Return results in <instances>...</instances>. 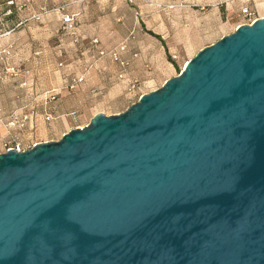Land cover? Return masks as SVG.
Here are the masks:
<instances>
[{"label":"water","instance_id":"obj_1","mask_svg":"<svg viewBox=\"0 0 264 264\" xmlns=\"http://www.w3.org/2000/svg\"><path fill=\"white\" fill-rule=\"evenodd\" d=\"M0 264H264V17L125 111L1 152Z\"/></svg>","mask_w":264,"mask_h":264},{"label":"rangeland","instance_id":"obj_2","mask_svg":"<svg viewBox=\"0 0 264 264\" xmlns=\"http://www.w3.org/2000/svg\"><path fill=\"white\" fill-rule=\"evenodd\" d=\"M184 1L0 0V74L19 77L25 88L0 118L7 128L0 147L10 130L27 149L87 125L98 112L125 111L200 49L247 23L243 7L257 2L261 15V0H196L186 8ZM119 52L134 60L120 64Z\"/></svg>","mask_w":264,"mask_h":264},{"label":"crops","instance_id":"obj_3","mask_svg":"<svg viewBox=\"0 0 264 264\" xmlns=\"http://www.w3.org/2000/svg\"><path fill=\"white\" fill-rule=\"evenodd\" d=\"M185 8L186 7H190V6H197L200 3H196V0H185ZM256 9L257 11V15L258 17H264V0H261V15L259 14V4L257 2H255L254 5L250 6ZM147 31L151 34H154L159 40H163L162 39V35H160V33L158 32H154L151 29H147ZM121 49H126V48H121ZM1 50V49H0ZM16 50V49H14ZM118 57L115 58L114 60L117 62H120V64H127L128 61L130 60H134L129 58L128 60L123 59V56L121 55V52L118 53ZM17 66V65H16ZM1 68V67H0ZM4 76L2 74H0V118L5 117V113L6 112H11L14 111L15 108H9L7 106V103L9 102H20L21 101V96H23V94L25 93V88L23 87V80L19 79V77H6L5 79L3 78ZM9 86H13L14 90H13V97H10L9 95ZM77 113V111H75ZM6 129L4 124L0 121V144H1V140L4 139V136L6 134ZM39 142V141H37ZM37 142H33L32 145H34ZM32 145H30L29 147H31ZM5 150L6 147H5ZM4 148L0 147V153L5 151Z\"/></svg>","mask_w":264,"mask_h":264},{"label":"built area","instance_id":"obj_4","mask_svg":"<svg viewBox=\"0 0 264 264\" xmlns=\"http://www.w3.org/2000/svg\"><path fill=\"white\" fill-rule=\"evenodd\" d=\"M242 15L244 16L245 19L249 20L247 23H252L255 19L259 18L257 15V11L255 8L250 7V6H245L242 8L241 10ZM115 58L118 57V53L114 54ZM1 61V60H0ZM1 64V62H0ZM84 79V77H79V81H82ZM76 114V113H75ZM16 119V117H15ZM26 118H22L21 119H17V122L20 123L21 126H24L26 124ZM13 122V121H12ZM9 141L7 140L5 143V147L6 149H9L11 147H16L18 150H23L25 149L20 142V137L15 134L12 133V131H9Z\"/></svg>","mask_w":264,"mask_h":264}]
</instances>
